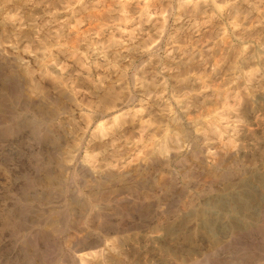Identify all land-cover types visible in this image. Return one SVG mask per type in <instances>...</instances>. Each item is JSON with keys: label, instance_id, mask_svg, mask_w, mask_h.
<instances>
[{"label": "rangeland", "instance_id": "rangeland-1", "mask_svg": "<svg viewBox=\"0 0 264 264\" xmlns=\"http://www.w3.org/2000/svg\"><path fill=\"white\" fill-rule=\"evenodd\" d=\"M0 47V264H264V0H0Z\"/></svg>", "mask_w": 264, "mask_h": 264}, {"label": "bare ground", "instance_id": "bare-ground-1", "mask_svg": "<svg viewBox=\"0 0 264 264\" xmlns=\"http://www.w3.org/2000/svg\"><path fill=\"white\" fill-rule=\"evenodd\" d=\"M189 5V4H188ZM1 51H3V48H1L0 47V52ZM15 60V59H14ZM24 68V67H23ZM22 68V69H23ZM25 69V68H24ZM25 71V70H24ZM23 72V71H22ZM25 74H26V72H25ZM111 92V91H110ZM118 97V96H117ZM183 135V134H182ZM160 147V146H159ZM160 150H163L164 148H162V146H161V148H159ZM167 149V148H166ZM156 150H157V148H156ZM166 151V150H165ZM160 153V152H159ZM158 154V153H157ZM122 187V186H121ZM103 188V187H102ZM107 188V187H106ZM87 190V189H86ZM124 191V190H123ZM126 192V191H125ZM121 193V192H120ZM92 199V198H91ZM96 199V198H95ZM112 199V198H111ZM93 200V199H92ZM79 201V200H78ZM90 203V202H89ZM80 206V205H79ZM84 208V207H83ZM192 209V208H191ZM134 219V218H133ZM111 230V229H110ZM118 230H116V232H117ZM111 232H113V230L112 231H110V233ZM114 232H115V230H114ZM113 232V233H114ZM120 233V232H119ZM97 237V236H96ZM83 239V238H82ZM93 240H89V238L88 239H85V241H84V243H83V247H82V249L83 248H89V249H95V251L93 252V253H88L87 252V256H89V255H92V257L94 256V258H95V260H93V262H96V264H97V262H100V261H108L109 259H111L112 257H114V256H112L113 255V252L114 251H116L115 249L114 250H112L113 248H112V244H107L108 242H107V238H105V240H103V239H101V238H92ZM116 239V238H115ZM118 239V238H117ZM108 240H109V238H108ZM110 241V240H109ZM111 241H112V239H111ZM115 243V242H114ZM116 245V244H115ZM97 248H99V249H97ZM97 249V250H96ZM79 250V249H78ZM84 250V249H83ZM112 250V251H111ZM85 254V253H84ZM83 253H82V255H81V260H79V261H85L86 259H88V257L87 256H85ZM120 254V253H119ZM116 256V255H115ZM118 258H120V257H118ZM117 258V259H118ZM90 259H91V257H90ZM125 259V258H124ZM115 260H116V258H115ZM90 261V260H89ZM114 261V260H113ZM92 262V263H93ZM86 263V262H85ZM91 263V264H92ZM108 263V262H107ZM90 264V263H89ZM94 264V263H93Z\"/></svg>", "mask_w": 264, "mask_h": 264}]
</instances>
